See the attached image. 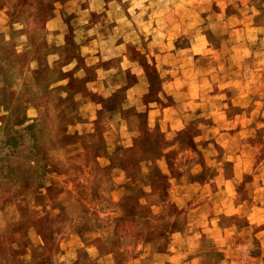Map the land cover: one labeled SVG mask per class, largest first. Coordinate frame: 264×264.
<instances>
[{
	"label": "rangeland",
	"instance_id": "1",
	"mask_svg": "<svg viewBox=\"0 0 264 264\" xmlns=\"http://www.w3.org/2000/svg\"><path fill=\"white\" fill-rule=\"evenodd\" d=\"M250 2L264 8V0ZM85 6L0 0V264H155L175 243L196 251L195 264H231L223 262L231 252L247 262L264 233L247 228L244 215L264 202V116L232 117L231 151L217 144L214 156L196 141L199 124L211 119L192 117L173 134L149 126L136 105L156 97V68L145 63L149 89L130 98L133 106L132 69L122 71L116 91L89 83L98 74L79 27L101 15L84 16ZM55 14L61 30H52ZM241 56L233 72L259 76L261 69H247L253 54ZM263 89L249 82L228 112L255 106L251 95ZM240 121L246 132L233 126ZM220 173L235 178L212 180ZM234 209L241 212L228 213ZM212 221L235 227L218 240Z\"/></svg>",
	"mask_w": 264,
	"mask_h": 264
},
{
	"label": "crops",
	"instance_id": "2",
	"mask_svg": "<svg viewBox=\"0 0 264 264\" xmlns=\"http://www.w3.org/2000/svg\"><path fill=\"white\" fill-rule=\"evenodd\" d=\"M85 1L87 6L81 8L84 16L101 15L99 21L84 19L83 26L79 27L86 34L81 42L83 55L90 60L89 64L95 65L94 70L98 74L89 83L94 80L102 92L105 88L116 91L123 82L122 71L132 69L137 81L127 89V105L133 106L135 102L130 98L137 95L139 101L149 89L145 63L156 68L159 78L156 97L143 105H136L138 112L146 113L149 126H159L173 134L182 131L192 117L211 119L199 124L201 132L196 136V141L202 151H209L214 156L218 155L217 144L231 151L230 142L232 144L234 137L229 129L232 117L264 116V89L259 94L254 92L251 95V100L255 99V106L242 104L234 116L227 109L228 102L234 97L247 96L249 82L264 83L263 5L256 7L251 0ZM238 3L247 9L238 7ZM62 21L61 14H55L51 20L52 30H61ZM215 53L218 54L214 55L215 62L212 60L210 63L207 56ZM246 53L247 56H254L247 69H261L259 76L253 77L251 72L249 75L246 72H233L235 64L241 67V55ZM71 64L76 66L74 62ZM132 92L135 95L130 96ZM249 106L251 108H247ZM233 126H239L241 132H246L248 127L246 122L241 121ZM125 128L128 129V124H125ZM205 131H210L215 141L207 143ZM131 133L134 134V130ZM220 178L232 182L235 177L220 173L212 180ZM260 189H264V186L261 185ZM233 212L241 211H228ZM244 215L247 217V228H264V202L247 207ZM212 224L218 240L223 238L224 231L235 227L233 223L227 226L219 221H212ZM262 234V231L258 234L262 248L255 252L249 250L247 262L244 257L239 263L240 256L233 252L226 254L223 262L264 264ZM189 244L193 245L192 242ZM186 249L188 253H185ZM169 250L157 253L155 258L161 263L155 261V264L197 263L196 251L189 247L175 243ZM188 257H191L190 261Z\"/></svg>",
	"mask_w": 264,
	"mask_h": 264
}]
</instances>
